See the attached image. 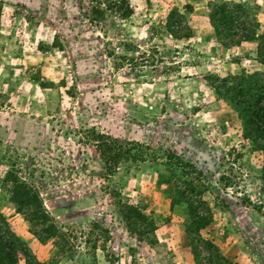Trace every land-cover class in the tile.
Returning a JSON list of instances; mask_svg holds the SVG:
<instances>
[{
    "label": "rangeland",
    "instance_id": "374dc122",
    "mask_svg": "<svg viewBox=\"0 0 264 264\" xmlns=\"http://www.w3.org/2000/svg\"><path fill=\"white\" fill-rule=\"evenodd\" d=\"M114 1L0 0V212L47 264H264L263 157L205 79L264 70L256 43L216 39L224 0H125L127 18ZM240 1L264 32V0ZM102 138L126 151L114 167ZM14 170L62 237L34 234L3 184Z\"/></svg>",
    "mask_w": 264,
    "mask_h": 264
},
{
    "label": "trees",
    "instance_id": "16d2710c",
    "mask_svg": "<svg viewBox=\"0 0 264 264\" xmlns=\"http://www.w3.org/2000/svg\"><path fill=\"white\" fill-rule=\"evenodd\" d=\"M114 2V7L109 5L110 8H115L123 18L132 14L125 0ZM167 21L168 31L175 38L182 39L191 35V29L182 14L171 11ZM210 21L216 39L225 47L255 42L256 59L264 67V32H261L259 21L246 3L240 0L215 2L211 7ZM205 79L214 95L228 106V113L237 119L242 142L262 155L261 176L264 180V70H243L228 76L209 74ZM98 142L101 143L103 160L112 167L125 156L126 151H122L120 145L103 138ZM14 171H6L3 184L19 212L30 222L34 234L40 241L62 237L61 230L45 208L38 190ZM180 194L190 211L193 229L205 227L210 221L209 217L197 214L192 199L185 197L182 192ZM205 242L208 248L213 247L209 240ZM193 247L198 256L196 246ZM20 257L26 264H47L31 252L0 212V264H16Z\"/></svg>",
    "mask_w": 264,
    "mask_h": 264
}]
</instances>
